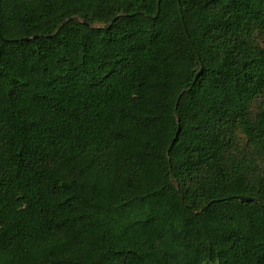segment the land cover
Masks as SVG:
<instances>
[{
	"label": "trees",
	"instance_id": "obj_1",
	"mask_svg": "<svg viewBox=\"0 0 264 264\" xmlns=\"http://www.w3.org/2000/svg\"><path fill=\"white\" fill-rule=\"evenodd\" d=\"M0 264H264V0H0Z\"/></svg>",
	"mask_w": 264,
	"mask_h": 264
},
{
	"label": "water",
	"instance_id": "obj_2",
	"mask_svg": "<svg viewBox=\"0 0 264 264\" xmlns=\"http://www.w3.org/2000/svg\"><path fill=\"white\" fill-rule=\"evenodd\" d=\"M72 19V18H71ZM70 20V19H69ZM68 21V20H67ZM236 199H239V200H243V201H250L251 198H248V197H243V196H238L236 197Z\"/></svg>",
	"mask_w": 264,
	"mask_h": 264
}]
</instances>
